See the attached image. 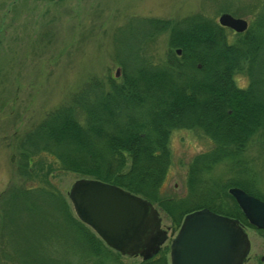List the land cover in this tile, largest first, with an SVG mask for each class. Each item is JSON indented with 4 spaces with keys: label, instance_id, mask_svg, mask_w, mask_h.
Returning a JSON list of instances; mask_svg holds the SVG:
<instances>
[{
    "label": "rangeland",
    "instance_id": "obj_1",
    "mask_svg": "<svg viewBox=\"0 0 264 264\" xmlns=\"http://www.w3.org/2000/svg\"><path fill=\"white\" fill-rule=\"evenodd\" d=\"M262 1L0 0V209L5 201L12 200L16 217H23L26 214L23 210L27 211L28 204L34 200L31 195L23 196L21 188L31 185L55 200H65L72 209L67 197L71 184L76 179L90 177L59 169L48 155L29 154L30 145L23 144V139L50 111L63 105L78 107L73 102L80 99L78 94L82 95L86 87H97L91 83L92 78L104 81L101 90L110 88L105 83L106 76L118 75L116 53L124 51L125 45V51L136 52L140 61L162 65L174 61L170 54L181 53L180 47L171 46L176 40L173 32L187 25L195 26L183 24L184 19H212L217 23L219 14L226 12L245 19L246 30L253 27L250 22ZM221 27L222 37L228 43L235 45L241 41L236 33L245 30L235 32ZM242 43L238 45L243 48ZM262 47L261 52L255 51L254 61L240 58L242 69L235 80L244 87L250 77L256 89L255 99L264 106ZM248 63L252 64L250 73L246 69ZM263 106V124L248 136L240 149L220 145L214 139L217 136L206 131L215 125L210 115L199 118L211 119V123L197 122L196 115L188 114L180 127L170 128L166 140L169 164L160 185V199L173 196L186 199L184 204L196 209L210 206L225 210L233 199L228 188L242 186L264 201ZM80 108L73 113L83 115ZM206 152L211 153L199 157ZM191 171L196 176L189 190L187 178ZM153 205L161 218L160 227L166 231L163 245L169 246L178 228L174 229L170 214L176 216V213H166L157 202ZM5 218L0 214V246L8 244L4 236L14 226L5 222ZM9 218L14 220L13 216ZM244 230L250 246L242 264H264V230L250 226H244ZM139 259V256L121 255L127 264ZM167 259L169 263L168 253ZM16 262L19 261L15 257L11 260L0 257V264Z\"/></svg>",
    "mask_w": 264,
    "mask_h": 264
},
{
    "label": "trees",
    "instance_id": "obj_2",
    "mask_svg": "<svg viewBox=\"0 0 264 264\" xmlns=\"http://www.w3.org/2000/svg\"><path fill=\"white\" fill-rule=\"evenodd\" d=\"M188 20L182 23L195 26L173 32L176 40L171 46L180 47L181 56L172 53L169 57L174 61L162 65L140 61L136 52L125 51V45L124 51L116 53L118 75L106 76L110 88L101 90L104 81L92 78L91 83L99 90L86 87L82 95L78 94L80 99L73 101L83 115L73 113L78 107L60 106L47 113L23 139V144L30 145L29 154L48 155L61 170L110 182L152 204L157 202L166 213L174 211L176 216L169 213L174 229L182 215L198 207L185 205L186 199L173 196L163 200L158 194L169 164V129L180 127L188 114L196 115L200 123H211V119L199 118L210 115L215 125L205 127L206 131L217 136L214 139L220 145L240 149L263 124V105L255 99L253 80L249 77L248 84L240 87L235 76L242 69L240 58L254 61L255 51L263 50L264 0L250 22L253 27L236 33L244 49L238 45L240 40L235 45L228 43L222 37L223 27L212 19ZM251 68L248 63L249 73ZM191 172L189 190L196 176ZM240 188L255 196L248 188ZM21 190L34 201L18 218L12 200L1 205L5 222L14 224L9 235H3L8 244L0 246L2 259L15 257L17 264H127L120 253L76 218L65 200L51 198L36 185ZM229 205L225 210L205 207L237 218L243 227H253L233 199ZM12 216L14 220H10ZM168 249L163 245L150 258L132 264H169Z\"/></svg>",
    "mask_w": 264,
    "mask_h": 264
},
{
    "label": "water",
    "instance_id": "obj_3",
    "mask_svg": "<svg viewBox=\"0 0 264 264\" xmlns=\"http://www.w3.org/2000/svg\"><path fill=\"white\" fill-rule=\"evenodd\" d=\"M217 23L242 32L247 21L222 12ZM247 222L264 229V201L238 187L228 188ZM67 197L75 216L121 255H154L167 238L157 208L115 184L79 178ZM249 239L237 218L199 208L186 213L169 241V264H242Z\"/></svg>",
    "mask_w": 264,
    "mask_h": 264
},
{
    "label": "bare ground",
    "instance_id": "obj_4",
    "mask_svg": "<svg viewBox=\"0 0 264 264\" xmlns=\"http://www.w3.org/2000/svg\"><path fill=\"white\" fill-rule=\"evenodd\" d=\"M254 227V226H253Z\"/></svg>",
    "mask_w": 264,
    "mask_h": 264
}]
</instances>
